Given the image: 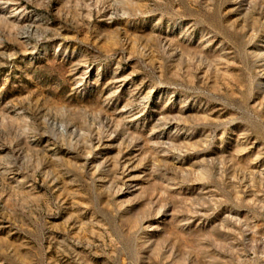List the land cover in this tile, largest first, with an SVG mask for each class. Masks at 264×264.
I'll return each mask as SVG.
<instances>
[{
	"label": "rangeland",
	"instance_id": "1",
	"mask_svg": "<svg viewBox=\"0 0 264 264\" xmlns=\"http://www.w3.org/2000/svg\"><path fill=\"white\" fill-rule=\"evenodd\" d=\"M0 264H264V0H0Z\"/></svg>",
	"mask_w": 264,
	"mask_h": 264
},
{
	"label": "built area",
	"instance_id": "2",
	"mask_svg": "<svg viewBox=\"0 0 264 264\" xmlns=\"http://www.w3.org/2000/svg\"><path fill=\"white\" fill-rule=\"evenodd\" d=\"M260 239V238H259Z\"/></svg>",
	"mask_w": 264,
	"mask_h": 264
}]
</instances>
